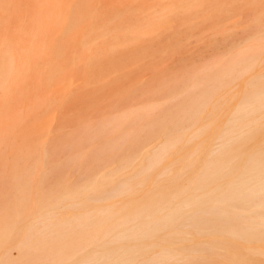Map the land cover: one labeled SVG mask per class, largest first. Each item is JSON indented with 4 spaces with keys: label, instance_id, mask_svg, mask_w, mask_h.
<instances>
[{
    "label": "bare ground",
    "instance_id": "6f19581e",
    "mask_svg": "<svg viewBox=\"0 0 264 264\" xmlns=\"http://www.w3.org/2000/svg\"><path fill=\"white\" fill-rule=\"evenodd\" d=\"M92 1L0 0V264H264V7L225 52L30 144L132 28L117 11L135 0ZM162 1L140 35L208 1L231 9Z\"/></svg>",
    "mask_w": 264,
    "mask_h": 264
},
{
    "label": "rangeland",
    "instance_id": "374dc122",
    "mask_svg": "<svg viewBox=\"0 0 264 264\" xmlns=\"http://www.w3.org/2000/svg\"><path fill=\"white\" fill-rule=\"evenodd\" d=\"M166 2L135 0L132 5H123L120 10L117 9V12L121 11L120 19H131L129 22L132 28L130 32L120 30L119 37L123 43L115 46L111 53H105L100 83L86 88L73 84L72 91L66 94L60 91L57 94L58 100L53 101L39 119L40 129L35 131V135L27 134L26 141L34 143L40 131L51 127L57 128L55 137L63 139L62 132L66 129L67 121L70 118H77L81 110L85 109V118L92 122L100 116L97 110L101 109L102 115L110 114L114 109L117 111L125 109L126 102L129 104L134 100L141 101L150 94L148 90L157 82L187 71L192 66L211 58L216 52H225L230 44L241 42L247 31L248 33L253 31L255 11L264 7V0L257 1L256 6L253 5L255 7L227 0L224 4L230 5L231 9L216 16L215 4L208 1L204 9L193 7L180 13L172 23L174 26L159 27V24H163V19L154 17L155 32L140 35L141 30L149 29V25L142 23L141 9L144 8L142 12L155 11ZM132 6L139 8L127 9ZM193 13H197V17L191 16ZM113 15L116 16L117 13ZM134 27L136 32L133 31ZM89 78L92 79L93 76L88 74ZM58 80L60 86L69 82L60 75ZM130 91L132 99L123 101L122 96L128 95ZM146 91L148 94H145ZM13 251L16 254V251Z\"/></svg>",
    "mask_w": 264,
    "mask_h": 264
}]
</instances>
